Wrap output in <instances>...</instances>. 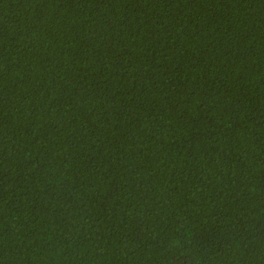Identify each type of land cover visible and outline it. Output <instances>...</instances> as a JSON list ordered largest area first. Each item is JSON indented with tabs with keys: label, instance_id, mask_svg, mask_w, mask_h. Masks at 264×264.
Wrapping results in <instances>:
<instances>
[{
	"label": "trees",
	"instance_id": "1",
	"mask_svg": "<svg viewBox=\"0 0 264 264\" xmlns=\"http://www.w3.org/2000/svg\"><path fill=\"white\" fill-rule=\"evenodd\" d=\"M0 264H264V0H0Z\"/></svg>",
	"mask_w": 264,
	"mask_h": 264
}]
</instances>
